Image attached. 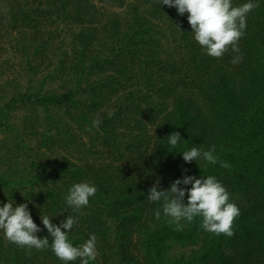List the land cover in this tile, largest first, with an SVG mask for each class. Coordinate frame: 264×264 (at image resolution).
Instances as JSON below:
<instances>
[{
	"label": "trees",
	"instance_id": "trees-1",
	"mask_svg": "<svg viewBox=\"0 0 264 264\" xmlns=\"http://www.w3.org/2000/svg\"><path fill=\"white\" fill-rule=\"evenodd\" d=\"M5 74L0 264H264V0H0Z\"/></svg>",
	"mask_w": 264,
	"mask_h": 264
},
{
	"label": "rangeland",
	"instance_id": "rangeland-1",
	"mask_svg": "<svg viewBox=\"0 0 264 264\" xmlns=\"http://www.w3.org/2000/svg\"><path fill=\"white\" fill-rule=\"evenodd\" d=\"M60 26H62V25H60ZM61 37H62V36H61ZM7 56H9V57L11 56L9 51H8V52H3V51L1 52V58H2V59H3L4 57L6 58ZM6 75H7V74L4 75V79H1V78H0V85L2 84V82H3L4 80H9V79L11 78V75L8 74L9 78H8V76H6ZM3 139H4V136L0 133V141H1V140L3 141ZM7 141H8V140H7ZM7 141H5L7 144L10 143L9 141H8V142H7ZM10 146H11V143H10Z\"/></svg>",
	"mask_w": 264,
	"mask_h": 264
}]
</instances>
